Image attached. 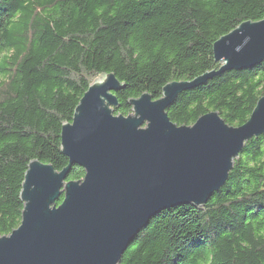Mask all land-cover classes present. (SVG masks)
Wrapping results in <instances>:
<instances>
[{
  "label": "trees",
  "instance_id": "1",
  "mask_svg": "<svg viewBox=\"0 0 264 264\" xmlns=\"http://www.w3.org/2000/svg\"><path fill=\"white\" fill-rule=\"evenodd\" d=\"M264 20V0H0V238L20 227V193L32 161L62 171V126L106 74L129 101L213 70V46L245 22ZM264 97V62L226 72L167 109L178 126L217 112L241 127ZM74 167L68 182L84 178ZM63 201L60 199L58 205ZM120 264H264V134L243 149L226 184L202 208L151 219Z\"/></svg>",
  "mask_w": 264,
  "mask_h": 264
},
{
  "label": "water",
  "instance_id": "2",
  "mask_svg": "<svg viewBox=\"0 0 264 264\" xmlns=\"http://www.w3.org/2000/svg\"><path fill=\"white\" fill-rule=\"evenodd\" d=\"M213 53L219 70L166 85L160 100L148 93L130 100L126 117L114 115L124 85L114 74L95 80L72 122L62 126L68 166L56 171L30 162L20 193L22 221L0 238V264H120L152 218L178 206L204 207L247 144L264 134V97L241 127L228 126L217 112L178 126L167 109L219 75L261 65L264 20L241 24ZM74 167L85 176L68 182Z\"/></svg>",
  "mask_w": 264,
  "mask_h": 264
}]
</instances>
